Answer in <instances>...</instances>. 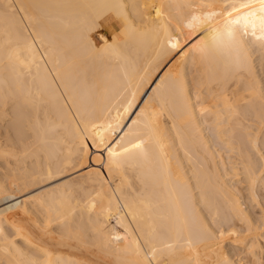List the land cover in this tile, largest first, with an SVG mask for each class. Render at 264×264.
<instances>
[{
  "label": "bare ground",
  "instance_id": "6f19581e",
  "mask_svg": "<svg viewBox=\"0 0 264 264\" xmlns=\"http://www.w3.org/2000/svg\"><path fill=\"white\" fill-rule=\"evenodd\" d=\"M245 2L0 0V264H264Z\"/></svg>",
  "mask_w": 264,
  "mask_h": 264
},
{
  "label": "rangeland",
  "instance_id": "374dc122",
  "mask_svg": "<svg viewBox=\"0 0 264 264\" xmlns=\"http://www.w3.org/2000/svg\"><path fill=\"white\" fill-rule=\"evenodd\" d=\"M256 56H257V54H255V56H254L255 60H257L256 58H258L259 55H258V57H256ZM257 61H258V60H257ZM255 64H257V62H255ZM258 64H259V63H258ZM258 64H257V69H258V72H259V71H262V70H259L260 67H259ZM260 69H261V68H260ZM259 73H260V72H259ZM262 74H263V73L261 72L259 75L263 77ZM193 75H195V74H193ZM262 77H261V79H264V77H263V78H262ZM226 155H227V154H226ZM227 156H228V155H227ZM251 205H253V204H248V205H247V207L250 206V208H251V209L249 208V210H251V212L253 211L252 214L255 215V217H257L258 215H259V217H260L261 215H260V213H259L260 210H258V207L256 208V206L253 207V206H251ZM255 208H256V209H255ZM255 213H256V214H255ZM226 231H228V230H226ZM225 233H228V232H225ZM227 240H228V239L225 240V243H228V244H227V245L225 244V245H226L227 248L229 249V248L231 247V245L229 244L230 241H227ZM229 240H230V239H229ZM226 241H227V242H226ZM228 246H229V247H228ZM235 247H236V246H235ZM235 247L233 246L232 248H235ZM236 249H237V252L239 253V252H240L239 247H236ZM236 249H235V250H236ZM239 256H240V255H239Z\"/></svg>",
  "mask_w": 264,
  "mask_h": 264
},
{
  "label": "snow or ice",
  "instance_id": "6c2138e0",
  "mask_svg": "<svg viewBox=\"0 0 264 264\" xmlns=\"http://www.w3.org/2000/svg\"><path fill=\"white\" fill-rule=\"evenodd\" d=\"M252 2H253V0H247V2L242 3V4L240 5V8H248V7H250V5H251ZM259 3H260L262 6H264V0H259ZM233 10H235V11H239V9H236V8H234ZM229 15H231V12H229ZM236 22L239 23V21H236Z\"/></svg>",
  "mask_w": 264,
  "mask_h": 264
}]
</instances>
